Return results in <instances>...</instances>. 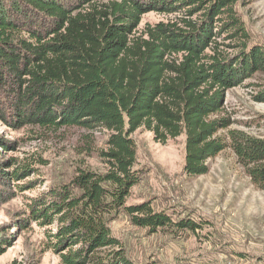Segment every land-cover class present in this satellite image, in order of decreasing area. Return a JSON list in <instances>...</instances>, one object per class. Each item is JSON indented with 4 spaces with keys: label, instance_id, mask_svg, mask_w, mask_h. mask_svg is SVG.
Wrapping results in <instances>:
<instances>
[{
    "label": "trees",
    "instance_id": "16d2710c",
    "mask_svg": "<svg viewBox=\"0 0 264 264\" xmlns=\"http://www.w3.org/2000/svg\"><path fill=\"white\" fill-rule=\"evenodd\" d=\"M237 2L0 0V91L7 96L0 95V120L16 129L109 132L100 152L104 173L79 169L69 183L29 205L30 218L49 227L48 244L62 264H155L134 262L112 234L110 223L120 213L151 233L201 227L156 212L147 201L127 203L141 182L132 137L140 129L162 144L184 135L183 171L191 177L207 174L208 160L229 147L264 190V138L237 130L222 134L233 124L225 110L229 91L264 74V47L249 45ZM150 12L176 20L136 36ZM221 39L240 42L225 45L237 53L226 55ZM255 98L264 102V90ZM7 143H0L4 150ZM1 172L19 181L37 169L21 165ZM4 232L0 257L11 244Z\"/></svg>",
    "mask_w": 264,
    "mask_h": 264
},
{
    "label": "rangeland",
    "instance_id": "374dc122",
    "mask_svg": "<svg viewBox=\"0 0 264 264\" xmlns=\"http://www.w3.org/2000/svg\"><path fill=\"white\" fill-rule=\"evenodd\" d=\"M235 8L250 35L249 45L264 47V0H238ZM172 20L176 16L147 13L136 36H144L159 22ZM219 43L226 55L236 54L238 48L225 45L240 44L223 39ZM263 84L264 74L258 73L229 91L225 110L233 124L223 135L237 130L264 138V102L255 98L264 90ZM0 93L6 100V92ZM132 137L137 144L135 169L141 172V182L132 189L127 203L147 201L156 212H165L175 221L187 219L201 225L195 232L164 229L151 233L135 226L126 213H120L110 228L134 262L264 264V190L252 183L231 148L208 160L207 174L191 177L183 171L184 135L166 144L156 142L153 133L143 129ZM108 138L109 132L101 128L16 129L0 120V143L8 142L9 147L4 150L0 145V175L1 171L12 173L21 165L37 169L19 181L0 176V235L6 230L11 239L0 264H62L48 244L49 227L39 226L30 218L29 205L52 187L69 183L79 169L104 173L106 165L100 152L107 148ZM42 159L46 165L39 163Z\"/></svg>",
    "mask_w": 264,
    "mask_h": 264
}]
</instances>
